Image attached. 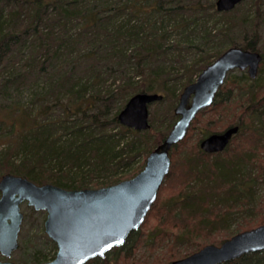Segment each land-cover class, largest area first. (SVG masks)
Listing matches in <instances>:
<instances>
[{"label":"trees","instance_id":"trees-1","mask_svg":"<svg viewBox=\"0 0 264 264\" xmlns=\"http://www.w3.org/2000/svg\"><path fill=\"white\" fill-rule=\"evenodd\" d=\"M229 46L260 52L258 74L234 80L229 72L211 105L246 98L239 103L247 122L241 117L230 124L239 126L237 133L210 161L183 152L189 176L184 189L160 203L156 198L124 244L84 264H123L120 259L144 239L153 209L157 233L146 240L169 255L162 264L219 244L240 230L197 238L228 227L237 203L249 206L247 213L264 208L256 192L264 185V95L258 94L264 81L257 83L264 71V0H241L228 11H218L215 0H0V101H6L0 104V177L12 173L37 184L85 188L135 175L176 120L173 108L182 88ZM137 92L162 94L148 105L151 122L143 130L117 119ZM208 108L197 113L170 154ZM209 133L203 129L199 138ZM242 136L243 149L234 152L231 141ZM198 142V152L207 155ZM168 216L180 220L173 242L164 226ZM54 255L37 251L29 264ZM219 264H264V249Z\"/></svg>","mask_w":264,"mask_h":264},{"label":"water","instance_id":"water-1","mask_svg":"<svg viewBox=\"0 0 264 264\" xmlns=\"http://www.w3.org/2000/svg\"><path fill=\"white\" fill-rule=\"evenodd\" d=\"M241 0H215L218 11H228ZM261 54L229 46L207 64L196 79L183 87L173 108L177 116L164 138L147 154L143 167L132 177L101 187L64 188L53 183L37 184L25 176L5 173L0 177V264H15L8 259L18 247L23 219L21 203L44 210L43 228L55 243L52 259L41 264H84L104 257L113 247L125 243L127 236L143 223L157 197L159 187L170 170V150L187 134L197 113L210 106L227 73L246 69L257 75ZM162 94H132L117 114L127 127H149L148 105ZM238 125L211 132L199 141L207 153L222 151L237 133ZM264 249V223L239 231L219 244L208 243L169 264H219L245 253Z\"/></svg>","mask_w":264,"mask_h":264},{"label":"rangeland","instance_id":"rangeland-1","mask_svg":"<svg viewBox=\"0 0 264 264\" xmlns=\"http://www.w3.org/2000/svg\"><path fill=\"white\" fill-rule=\"evenodd\" d=\"M245 5H248V3H244L242 10ZM243 74H246L248 76L246 69H239L235 68L230 71L231 78L234 80H239L243 78ZM258 74V73H257ZM197 76L194 77V80ZM254 78L248 77L247 80H252ZM264 81V71L261 73V77L259 78V81L257 83H260ZM33 87H36L35 85ZM29 89V88H28ZM183 89V88H182ZM259 97L264 95V89L261 88L258 90ZM28 93L25 92L22 96V101L27 102ZM246 98L240 99L242 104L245 101ZM230 103L228 105H222V103L216 104V105H210L208 106L202 114H200L195 121L194 128L189 131L188 137L185 138V141L181 143V145L178 146V148L173 149L171 152V165L170 170L168 174L166 175L165 179L163 180L161 186L159 187L158 193H157V203H160L161 201L168 199L170 196H175L179 193V191L183 190L185 187L184 180L189 178L187 176V164L185 159L183 158V152L186 156L194 159H203L206 162L210 161L214 155H211V153H207V155L200 154L198 152L196 145V141L200 140V134L203 129L208 130L209 132H218L225 129L228 125L234 124L236 121H238L241 117L247 122L246 116L242 112L243 108L241 109L240 103ZM6 103V101H0V104ZM156 104H153L154 108ZM10 117V116H9ZM177 118V116H176ZM10 119V118H9ZM148 121L151 122V114L149 115ZM246 136H242L239 138H233L231 141L230 147H232V150L238 151L240 149H243L241 145L243 144L244 139ZM248 142H250L249 139H247ZM245 142V141H244ZM252 142V141H251ZM251 142L249 144H251ZM199 147V142H198ZM200 148V147H199ZM258 150L259 156H262L263 149L259 147ZM203 151V150H202ZM204 152V151H203ZM216 153V152H215ZM229 154V153H228ZM226 156V153L220 154L219 157ZM260 159V158H259ZM264 159V156H263ZM137 161H140L138 158ZM139 164V162H137ZM263 165V163H261ZM143 167V166H142ZM187 176V177H186ZM132 177V176H131ZM126 179V178H124ZM264 185L260 184L256 188V192L261 197H264ZM254 187L250 188V191H254ZM156 200V199H155ZM258 205V204H257ZM21 210L23 212V219L21 222V227L18 235V247L16 250H14L8 259L15 262V264H29L30 260L33 257V253L39 251L42 254H46L47 257H51L56 252V245L53 247V241L46 235L44 228H43V220L45 218V211L44 210H35L32 206L27 205V203L24 201L20 205ZM232 219L228 225V227L223 228L220 227L217 230L211 231L208 234H204V232L200 233V237L197 238L198 240H207L212 238H221L227 233L234 231H242L246 229H250L252 227L257 226L259 224H262L261 221L264 220V208L263 210L261 208H257L256 211L253 213H247L250 212L249 206H245L242 203H237L236 205L232 206ZM246 210H248L246 212ZM152 213L149 214V216L146 219V226L143 228V240L141 243H139L138 247L134 250V252L126 257L120 259V262L123 264H162L165 263L168 259V254L164 251H158L156 248L158 246L153 245L151 246V240H146L148 235H155L156 232V226L158 224L157 222V212L158 210L153 209L151 211ZM255 215V216H254ZM180 223V220H175L172 217H167V223L164 225L166 228H168V232H166V235L169 237L171 236V242H173L175 235L180 230L177 225ZM204 234V235H203ZM150 235V236H151ZM164 235V237L166 236ZM164 242L167 240L164 239ZM143 242V243H142ZM170 243V242H168ZM216 243V242H215ZM181 246V245H180ZM185 246V245H184ZM190 246H187V248H190ZM184 250V247L180 248V251L182 252ZM176 255H174V258ZM0 258L4 259L5 257L0 254ZM176 259V258H175ZM50 260V259H49Z\"/></svg>","mask_w":264,"mask_h":264}]
</instances>
